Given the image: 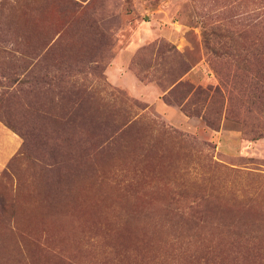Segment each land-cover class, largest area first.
I'll use <instances>...</instances> for the list:
<instances>
[{
  "label": "rangeland",
  "instance_id": "374dc122",
  "mask_svg": "<svg viewBox=\"0 0 264 264\" xmlns=\"http://www.w3.org/2000/svg\"><path fill=\"white\" fill-rule=\"evenodd\" d=\"M0 264H264V0H0Z\"/></svg>",
  "mask_w": 264,
  "mask_h": 264
}]
</instances>
